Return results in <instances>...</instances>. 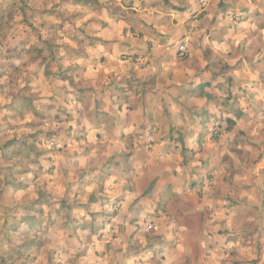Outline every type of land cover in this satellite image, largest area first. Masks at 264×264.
Wrapping results in <instances>:
<instances>
[{
  "label": "clouds",
  "instance_id": "1",
  "mask_svg": "<svg viewBox=\"0 0 264 264\" xmlns=\"http://www.w3.org/2000/svg\"><path fill=\"white\" fill-rule=\"evenodd\" d=\"M0 264H264V0H0Z\"/></svg>",
  "mask_w": 264,
  "mask_h": 264
}]
</instances>
